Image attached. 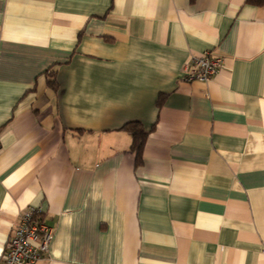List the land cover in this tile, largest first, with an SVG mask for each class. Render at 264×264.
Segmentation results:
<instances>
[{"label":"crops","instance_id":"0c3cea01","mask_svg":"<svg viewBox=\"0 0 264 264\" xmlns=\"http://www.w3.org/2000/svg\"><path fill=\"white\" fill-rule=\"evenodd\" d=\"M30 208L33 264H264V5L0 0V264Z\"/></svg>","mask_w":264,"mask_h":264},{"label":"built area","instance_id":"2783aa9c","mask_svg":"<svg viewBox=\"0 0 264 264\" xmlns=\"http://www.w3.org/2000/svg\"><path fill=\"white\" fill-rule=\"evenodd\" d=\"M223 66V59L205 51L190 58L182 70L185 82H210ZM53 229L40 218V210L30 208L23 211L15 230L5 244L2 264H33L44 258L52 240ZM260 254L264 257V244Z\"/></svg>","mask_w":264,"mask_h":264},{"label":"trees","instance_id":"16d2710c","mask_svg":"<svg viewBox=\"0 0 264 264\" xmlns=\"http://www.w3.org/2000/svg\"><path fill=\"white\" fill-rule=\"evenodd\" d=\"M246 3L250 5L261 6L264 5V0H246ZM55 74L56 71L51 68L45 73V76L48 88L54 92H57L58 86L56 83ZM121 130L129 134L132 141L131 150L135 153L136 164L139 165L141 163L142 149L148 136V132H146L138 122L127 123L121 128Z\"/></svg>","mask_w":264,"mask_h":264}]
</instances>
